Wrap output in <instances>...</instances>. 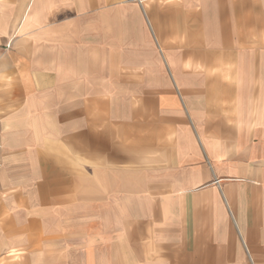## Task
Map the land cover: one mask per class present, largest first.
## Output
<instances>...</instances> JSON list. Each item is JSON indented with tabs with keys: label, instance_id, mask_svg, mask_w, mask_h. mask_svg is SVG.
<instances>
[{
	"label": "crops",
	"instance_id": "crops-1",
	"mask_svg": "<svg viewBox=\"0 0 264 264\" xmlns=\"http://www.w3.org/2000/svg\"><path fill=\"white\" fill-rule=\"evenodd\" d=\"M0 10V264H264V0Z\"/></svg>",
	"mask_w": 264,
	"mask_h": 264
},
{
	"label": "rangeland",
	"instance_id": "rangeland-1",
	"mask_svg": "<svg viewBox=\"0 0 264 264\" xmlns=\"http://www.w3.org/2000/svg\"><path fill=\"white\" fill-rule=\"evenodd\" d=\"M126 1H137V0H126ZM157 1V0H156ZM15 4L21 2V1H14ZM12 4V0H0V4ZM5 11V10H4ZM98 12V11H96ZM236 12V11H235ZM255 12V11H254ZM261 13L264 12L263 10L261 11H256L255 14L257 13ZM236 14H240V12H236ZM235 14V15H236ZM5 14H2V10H0V18H4ZM239 22H241L238 26V38L241 40H246L248 34H247V19H240ZM250 22L252 23V27H249V31L251 32L250 34V40L251 42L255 41L256 46L260 47L262 46V48H259L261 50H264V18H256V15L254 18H250ZM6 26H0V36L2 37V39L0 40V53H2L3 55L6 54L7 51L12 50V51H16V50H21V49H27L29 45V43L23 44L21 42L17 43V35H15V37L13 38L12 36L10 37V39L7 40V37L5 36L6 33ZM247 42H242L240 45V47H238V49L240 51H247L248 49L251 50H255V46L252 45V47L250 48L249 46H247ZM119 44V43H118ZM122 45V44H121ZM122 49V47L120 48V50ZM119 51V50H118ZM160 52V50H159ZM5 60V57L3 58L2 61ZM198 80V79H197ZM112 95H114V93L116 91H111ZM123 93L132 95L131 91H122ZM121 92V93H122ZM122 93V94H123ZM120 94V92H119ZM119 96V95H118Z\"/></svg>",
	"mask_w": 264,
	"mask_h": 264
}]
</instances>
